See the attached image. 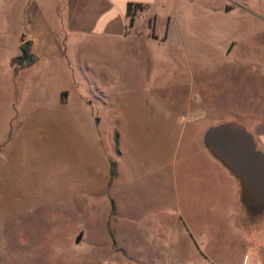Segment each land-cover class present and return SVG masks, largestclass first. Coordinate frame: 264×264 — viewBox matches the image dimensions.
Segmentation results:
<instances>
[{
  "label": "rangeland",
  "instance_id": "obj_1",
  "mask_svg": "<svg viewBox=\"0 0 264 264\" xmlns=\"http://www.w3.org/2000/svg\"><path fill=\"white\" fill-rule=\"evenodd\" d=\"M153 12L159 32L171 17L168 42H97L99 90L75 89L65 71L21 73L13 37L0 42V264H138L136 252L160 251L158 226L179 241L186 219L212 243L229 227L203 136L264 107V0ZM188 102L205 117L176 122ZM228 249L216 252L224 264Z\"/></svg>",
  "mask_w": 264,
  "mask_h": 264
},
{
  "label": "crops",
  "instance_id": "obj_2",
  "mask_svg": "<svg viewBox=\"0 0 264 264\" xmlns=\"http://www.w3.org/2000/svg\"><path fill=\"white\" fill-rule=\"evenodd\" d=\"M166 1L0 0V42L13 37L16 49H21L24 41L30 42V52L35 58L23 62L21 73L30 76L35 71L60 74L65 71L75 89L99 90L102 88L95 79L96 65L91 55L98 49L97 42L116 43L120 48H131L143 42L165 45L173 34L171 17L166 31L159 32L153 6ZM130 2L141 4L133 6L135 19L132 24L128 14ZM109 52L104 58L113 57ZM17 56L15 51L10 59ZM10 69L13 74L12 63ZM179 107H182V117L176 122L205 117L203 109L195 112L190 109L189 102ZM244 121L247 123L245 126L242 125ZM221 123H234L247 131L256 145L255 149L264 157V107L253 121H240L231 116ZM212 154L220 165L216 168L214 187L218 195L217 207L224 212L229 227L221 226L215 243H212L207 235L198 237L193 226L178 211L177 216L185 219L187 238L175 241L171 229L167 231L158 226L151 246H160V251L156 248L149 260L139 258L136 252L138 264H224L216 253L220 248H229L226 264H264V167L257 164L253 178L248 180ZM227 242L229 245L224 246ZM210 246H213L214 254H211Z\"/></svg>",
  "mask_w": 264,
  "mask_h": 264
},
{
  "label": "water",
  "instance_id": "obj_3",
  "mask_svg": "<svg viewBox=\"0 0 264 264\" xmlns=\"http://www.w3.org/2000/svg\"><path fill=\"white\" fill-rule=\"evenodd\" d=\"M23 57L30 62L35 55L30 52V42L24 41L21 46ZM205 144L228 167L238 170L245 179H252L257 164L264 167V157L255 148L251 135L234 123H221L210 127L205 136ZM83 237L81 232L76 241Z\"/></svg>",
  "mask_w": 264,
  "mask_h": 264
},
{
  "label": "trees",
  "instance_id": "obj_4",
  "mask_svg": "<svg viewBox=\"0 0 264 264\" xmlns=\"http://www.w3.org/2000/svg\"><path fill=\"white\" fill-rule=\"evenodd\" d=\"M140 5L141 4L133 3V2H130L128 4V14L129 16H131V21H130L131 24L134 22L135 19V11H133V6H140Z\"/></svg>",
  "mask_w": 264,
  "mask_h": 264
},
{
  "label": "flooded vegetation",
  "instance_id": "obj_5",
  "mask_svg": "<svg viewBox=\"0 0 264 264\" xmlns=\"http://www.w3.org/2000/svg\"><path fill=\"white\" fill-rule=\"evenodd\" d=\"M22 52V51H21ZM17 60H18V62H26L27 60L23 57V55L21 54V55H19V56H17V58H16Z\"/></svg>",
  "mask_w": 264,
  "mask_h": 264
}]
</instances>
